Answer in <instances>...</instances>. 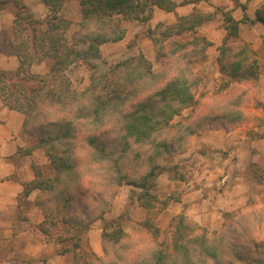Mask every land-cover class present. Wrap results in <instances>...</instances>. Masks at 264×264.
Wrapping results in <instances>:
<instances>
[{"label": "trees", "instance_id": "trees-1", "mask_svg": "<svg viewBox=\"0 0 264 264\" xmlns=\"http://www.w3.org/2000/svg\"><path fill=\"white\" fill-rule=\"evenodd\" d=\"M43 1L51 13L40 21L20 0H0V13L9 6L15 8L13 36L9 37L0 28V54L17 57L20 61V67L14 72L0 69V99L9 109L24 114L25 133L39 140L56 171L52 179L36 177L24 183L19 201L38 191L35 204L42 209L44 220L37 229L51 239V233L57 231L56 226L61 223L64 232L56 233L57 242L77 243L86 233L84 224L74 214L84 207L79 202L81 194L86 192L83 185H90L94 178L105 190L100 191L96 206L98 216L91 220L90 214L85 215L89 222L104 215L110 206L106 198L112 199L115 184H129L140 190L139 201L149 217L153 216L152 192L156 188L155 178L162 169L161 160L182 153L199 132L196 127L173 124V121L187 108L199 105L195 94L198 79L194 59L199 54L206 55L210 42L201 31L206 17L196 10L172 26L163 27L162 31L159 27L149 30L157 58L168 60L163 70L154 71L144 54L109 65L100 49L126 38L123 22H148L156 9L172 12L176 4L172 0H80L82 21L74 37L69 38L67 33L72 24L60 15L69 0ZM200 1L203 0L185 3ZM225 22L228 34L218 57L222 78L230 84L257 81L258 55L248 43L237 41L243 21L237 22L225 14ZM254 22L264 26V4ZM231 40H234L232 44ZM82 45L88 48L79 49ZM45 60L52 63L48 75L31 73L34 64ZM77 62L85 63L92 73L91 83L84 92L72 89L66 75ZM221 112L206 116L198 126L202 128L218 120L223 121L224 129L231 131L246 121L242 109L227 107ZM83 122L85 127H81ZM34 125H38L37 131ZM85 129L87 135L83 137ZM112 132L116 134L114 140L108 135ZM81 138L86 142L84 145H79ZM78 145L85 149L84 158ZM22 151L29 154L33 149ZM138 170V177L130 179V171ZM54 192L59 207L55 215L45 210L39 199L41 194ZM187 224L178 225L173 232L172 248H165L164 243L154 240L153 251L142 256L138 264H208V261L222 264L218 248L207 238L194 234L196 224ZM143 225L149 230L154 227L152 220ZM17 234L14 231L12 238H0V241H13ZM123 235L120 225L112 228V222H105L104 246L107 242L118 243ZM254 248L259 253L253 264H264V244ZM46 261L31 259L20 264H47Z\"/></svg>", "mask_w": 264, "mask_h": 264}, {"label": "rangeland", "instance_id": "rangeland-1", "mask_svg": "<svg viewBox=\"0 0 264 264\" xmlns=\"http://www.w3.org/2000/svg\"><path fill=\"white\" fill-rule=\"evenodd\" d=\"M27 1L34 3L36 5L35 9H38L36 14L40 19L35 18L36 20L44 21L47 19L46 16L50 15L49 7L47 9L40 7L43 0ZM5 11H8V16H10V13L14 14L15 8L14 6L6 7L0 15L6 13ZM61 17L71 22L72 25L67 36L69 38L74 37L82 21L80 0L65 2ZM173 24L175 23L163 22L154 26L155 24L152 25L150 21L145 23L123 22L122 26L129 35H126V38L119 43H109L101 46L102 58L109 65H115L133 56L144 54L143 49L150 52L154 44L149 38V30H155L159 27L162 31L164 30L163 27L172 26ZM201 31H203L202 28ZM6 34L12 37L13 30ZM149 40L151 45H146V41ZM233 41L231 40L230 44ZM87 48V45L79 47L81 50ZM144 55L146 56V54ZM199 55L197 59H194L196 60L194 72L198 79L195 94L200 100L199 105L194 108H187L173 121V124L184 123L187 127L198 128L199 132L196 135L224 128L223 121L218 120L210 121L200 128L198 123L204 120L206 116H215L228 107L236 110L242 109L247 117L246 109L248 107H259L261 104L256 82L226 83V78L216 77L217 67L206 64L207 55L203 53ZM150 57L146 58L152 63L154 71H161L168 66L166 64L168 63L167 59H158L157 55H151ZM51 65L52 63L48 60L36 63L32 66L31 73L46 76L50 73ZM66 75L71 80V88L78 92H84L91 83V70L82 62H77L71 66L66 71ZM212 78L215 79L212 80ZM37 127L38 125H34L33 129L37 131ZM81 127H85L84 122ZM81 135L83 137L87 135L86 129L82 131ZM108 135L113 140L116 136L115 132ZM28 136L32 140L28 149H39L40 151L34 157L36 162L33 160L32 164L36 177L44 180L54 178L56 171L44 147L40 146V142L34 138L35 136ZM255 137L264 142V129L257 131L255 134L251 133V138L256 139ZM82 139L79 140V145H84L85 141ZM191 140L192 138L182 153H174L169 158L161 160L160 166L162 169H160L158 177L155 178L156 188L152 192L154 210L151 217L139 201L140 190L134 189L129 184L121 186L115 184L111 191L112 199L106 198V201H110V206L106 208L104 215L89 222L90 219L92 220L93 217L99 214L96 206L100 200V191H104L105 187L99 185L100 181L97 178L91 180L90 185H83L86 192L81 194L79 202L84 207L83 209H77L74 215L84 224L86 234L77 243L63 242L59 244L57 242L58 234L56 233L61 234L64 232V226L61 223L56 226L57 231L51 233V239L37 229L39 222L42 220L39 219L40 214L44 216L42 209L35 204L37 194H32L29 198L23 197L21 202L18 198V205L21 206L18 208L17 205L16 208L11 210V216L1 217L0 220L2 222L0 224V238L10 239L14 231L18 233V237L13 241H0L2 246L0 247V264H20L31 259H46L47 264H138L142 256L144 258L153 251L156 243L154 240L164 243L165 248L167 246L172 248L173 232L176 231L178 225L187 223L196 224L197 227L193 228L194 234L207 238L218 248L222 264H253V259L259 253V250L254 247L257 244H264V154L258 158L259 162L255 163V166L250 167L249 172L244 173L246 174L247 183L253 186L252 190L247 191V189L238 193V201L233 204L227 199L228 194H224V191L228 190L233 184L229 185L228 181H218V178L223 179L222 175L215 176L221 174L224 158L229 153L223 149L202 151L203 154L210 153L207 164L212 166L216 173L208 183L209 192H207L206 197L209 202L207 201V209L205 207L198 208V205H200L198 200L200 199L193 197L194 193L192 191L199 187L198 182L195 181L194 173L199 169L198 162L202 158L200 155H186L189 152ZM79 145L77 149L84 158L86 155L85 149L83 146L80 149ZM110 148H113V146ZM262 150L264 151V145H260V149H255V152L259 154L262 153ZM21 153L26 155L23 151ZM238 160L239 157L234 156L228 165L235 168L234 165ZM125 172L127 173V170ZM133 172L130 171V179L138 177L140 171ZM141 172L143 174L145 168L141 169ZM239 189L242 190L241 188L237 190ZM57 197L56 192L41 194L40 204L45 210L52 211L55 215L59 210ZM35 207L40 210L39 213ZM86 214H90V219L86 218ZM147 220L153 221L154 227L151 230L143 225ZM106 221L112 222V228H117V225H120L124 232L123 237L116 244L113 242H107L105 246L103 244L102 236ZM208 264H214V262L208 261Z\"/></svg>", "mask_w": 264, "mask_h": 264}, {"label": "crops", "instance_id": "crops-1", "mask_svg": "<svg viewBox=\"0 0 264 264\" xmlns=\"http://www.w3.org/2000/svg\"><path fill=\"white\" fill-rule=\"evenodd\" d=\"M20 1L31 9L36 19H40L36 14L38 9H35L36 5L34 3L27 0ZM172 1L176 4L174 11L166 12L156 9L150 23L155 24L154 26L163 22L176 23L178 19L192 15L196 10L202 13L206 17V22L202 25L203 33L210 42L206 52V64L217 67L216 77L221 76L218 57L220 48L223 46L224 39L228 34L225 14H229L237 22L243 21L239 26L238 41L248 43L258 55L259 77L255 82L260 93L258 96L261 103L259 107H248L246 109V121L231 131L223 128L222 130H211L193 136L189 152L186 154L189 156L200 155L202 158L198 162L199 169L194 173L195 181L198 182L199 187L193 189L192 192L194 193L193 197L200 199L198 200V204H200L198 208L205 207L207 209L208 198L206 195L209 192L207 187H209L210 178L215 175L216 171L207 164L210 153L203 154L202 151L223 149L229 153L227 156L224 154L226 157L220 171L221 174L215 176L222 175L223 179L218 178V181H228L229 185L233 184L228 190L224 191V194H228L227 199L234 204L238 201V193L247 189V191L252 190L253 186L247 183L246 174L244 173L249 172L250 167L255 166V163L259 162L258 158L264 154L263 150L259 154L255 152V149H260V145H264L262 144L264 142L258 140L257 137H255L256 139L251 138V133L255 134L257 131L264 129V26L261 23L254 22L258 10L264 4V0H203L196 4L185 3L190 0ZM40 7L47 9L48 6L43 1ZM5 12L0 15V28L9 34L13 30L15 17L14 14L10 13V16H8V11ZM149 44L151 45V41H146V45ZM143 53L146 54V57L156 55L153 45L152 51L149 52L143 49ZM19 67L20 61L17 57L0 54L1 70L16 71ZM24 122V114L9 109L0 99V220L1 217L12 215L11 210L16 208L18 198L24 193L23 184L36 179L32 164L33 160L36 162L34 157L40 152L39 149H34L26 155L20 154L22 150L28 149L32 143L28 134L24 131ZM234 156L239 157L238 162L235 165L233 164L235 168L228 165ZM238 188L242 190H237ZM37 193L38 191L33 192L35 195ZM35 209L39 213L40 210L37 207ZM39 219H42V222L44 216L40 214Z\"/></svg>", "mask_w": 264, "mask_h": 264}]
</instances>
